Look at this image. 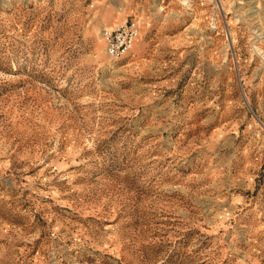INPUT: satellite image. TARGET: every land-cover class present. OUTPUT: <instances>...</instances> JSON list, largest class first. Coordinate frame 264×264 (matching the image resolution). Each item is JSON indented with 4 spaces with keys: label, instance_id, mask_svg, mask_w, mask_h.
<instances>
[{
    "label": "rangeland",
    "instance_id": "1",
    "mask_svg": "<svg viewBox=\"0 0 264 264\" xmlns=\"http://www.w3.org/2000/svg\"><path fill=\"white\" fill-rule=\"evenodd\" d=\"M0 264H264V0H0Z\"/></svg>",
    "mask_w": 264,
    "mask_h": 264
},
{
    "label": "built area",
    "instance_id": "2",
    "mask_svg": "<svg viewBox=\"0 0 264 264\" xmlns=\"http://www.w3.org/2000/svg\"><path fill=\"white\" fill-rule=\"evenodd\" d=\"M139 19H125L111 30L104 32L106 54L112 59H121L138 40L140 35Z\"/></svg>",
    "mask_w": 264,
    "mask_h": 264
},
{
    "label": "crops",
    "instance_id": "3",
    "mask_svg": "<svg viewBox=\"0 0 264 264\" xmlns=\"http://www.w3.org/2000/svg\"><path fill=\"white\" fill-rule=\"evenodd\" d=\"M140 31H141V27H140Z\"/></svg>",
    "mask_w": 264,
    "mask_h": 264
}]
</instances>
